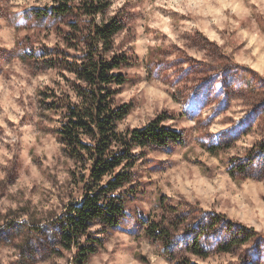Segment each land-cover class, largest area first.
Returning a JSON list of instances; mask_svg holds the SVG:
<instances>
[{
    "label": "rangeland",
    "instance_id": "374dc122",
    "mask_svg": "<svg viewBox=\"0 0 264 264\" xmlns=\"http://www.w3.org/2000/svg\"><path fill=\"white\" fill-rule=\"evenodd\" d=\"M52 4L0 0V264H76L77 248L60 242V218L85 197L90 165L63 151L59 112L41 103L69 76L41 61L63 44L54 20L36 16ZM117 14L126 30L116 47L136 57L118 97L130 105L119 130L164 116L182 142L140 155L122 189L131 188L125 216L117 227H92L97 249L87 264H176L181 255L257 264L246 251L202 259L184 246L214 215L264 234V0H115L109 15ZM165 217L187 219L170 249L144 234Z\"/></svg>",
    "mask_w": 264,
    "mask_h": 264
},
{
    "label": "trees",
    "instance_id": "16d2710c",
    "mask_svg": "<svg viewBox=\"0 0 264 264\" xmlns=\"http://www.w3.org/2000/svg\"><path fill=\"white\" fill-rule=\"evenodd\" d=\"M114 1L53 0L49 9L36 14L54 20L50 28L63 42L62 46L44 49L41 61L49 68L69 74L63 76L66 89L44 92L41 103L46 110L59 112L56 133L63 151L75 163L90 165L85 197L69 206L64 218H60V242L66 250L77 248L73 260L76 264H87L96 252L94 225L117 227L125 216L131 188L122 189L132 181V169L144 150L182 142L179 131L163 125L167 119L164 116L144 128L119 130L130 105L120 103L118 97L128 83L125 70L136 63V57L116 47V37L126 30V25L120 14L109 15ZM259 105L257 108L263 110L262 104ZM261 147L258 154L264 153V143ZM137 148L140 152L135 151ZM237 168L243 170L242 166ZM105 177L110 178L106 184ZM167 220L168 217L149 221L144 234L170 249L174 245L172 234L183 230L187 219L180 221L181 218L175 217L168 225ZM205 230L207 233L199 232L184 246L187 252L206 259L218 253L240 256L246 251L255 257L257 264L264 263V234L257 230L223 215H214ZM240 259L243 261L239 264H250L243 256ZM176 264L196 263L181 255Z\"/></svg>",
    "mask_w": 264,
    "mask_h": 264
}]
</instances>
